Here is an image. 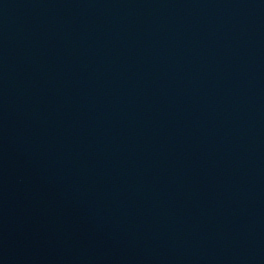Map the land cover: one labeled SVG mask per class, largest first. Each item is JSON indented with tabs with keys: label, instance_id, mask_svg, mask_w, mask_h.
Masks as SVG:
<instances>
[{
	"label": "water",
	"instance_id": "obj_1",
	"mask_svg": "<svg viewBox=\"0 0 264 264\" xmlns=\"http://www.w3.org/2000/svg\"><path fill=\"white\" fill-rule=\"evenodd\" d=\"M0 264H264V0H0Z\"/></svg>",
	"mask_w": 264,
	"mask_h": 264
}]
</instances>
